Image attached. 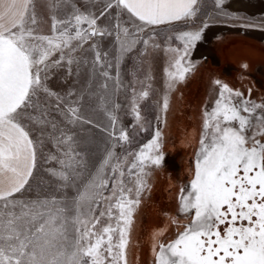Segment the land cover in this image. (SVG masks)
I'll list each match as a JSON object with an SVG mask.
<instances>
[{"label": "snow or ice", "instance_id": "obj_1", "mask_svg": "<svg viewBox=\"0 0 264 264\" xmlns=\"http://www.w3.org/2000/svg\"><path fill=\"white\" fill-rule=\"evenodd\" d=\"M199 2L107 0L92 11L89 0H0V264H129L135 216L165 156L159 128L133 148L135 128L118 127L121 60L135 49L143 63L159 50L167 91L184 82L203 28L179 32L182 48L156 38L172 40L164 26L196 17ZM213 84L178 201L187 223L166 243L162 230L153 234L155 264H264V101ZM132 93L131 112L147 130L139 101L149 91ZM45 143L55 149L45 162L56 166L41 173Z\"/></svg>", "mask_w": 264, "mask_h": 264}, {"label": "rangeland", "instance_id": "obj_2", "mask_svg": "<svg viewBox=\"0 0 264 264\" xmlns=\"http://www.w3.org/2000/svg\"><path fill=\"white\" fill-rule=\"evenodd\" d=\"M79 2L83 3L84 0ZM105 2L107 0H89V5L92 11H97V8ZM199 7L200 12L191 20H182L171 26H164L166 30L172 29L167 33L173 37L172 40H165L163 36L156 38L162 47L170 45L172 48H182L183 42L175 39L179 32L201 28L204 32L209 28L210 36H217L209 43L213 53L211 57L203 56L205 51L197 54L195 45L190 56L191 61L196 65L195 71L171 91H167L165 85L164 68L167 67V60L159 50L153 52L143 63L139 52L135 49L124 54L121 60L120 79L123 87L112 96L113 101L121 105L118 113V127L122 125L130 130L135 128L136 137L133 148L147 143L155 130L159 128L163 132L162 151L165 156L163 166L153 170L150 181L151 190L144 195L136 213L128 250L129 264H155L153 234L162 230L163 235L159 237V241L166 243L175 239L177 233L187 223L184 215L179 213L178 201L181 189H186L190 185L194 175L203 113L206 109L211 110L218 95V87L213 84V81L219 79L234 90L244 93L245 97H248L250 92V98L257 103L264 101V58H258L249 68L247 60H238L231 48L222 47V43H219L220 41L230 42L233 36H236L255 40L264 46V15L260 14L263 10L259 8L260 11L255 14L243 11L233 13L231 9L222 7L221 4L217 6L216 0H200ZM125 20H127L126 16L121 22ZM205 23L208 25L206 28H204ZM111 39L108 38L103 42L104 47L109 50L110 59L114 52L112 44L109 43ZM217 43L224 55L238 61L235 63L229 59H216L218 58ZM87 47L88 45L85 44L84 48ZM136 48H140V45ZM250 49L253 53H264L262 48L261 50ZM199 50L204 49L200 47ZM82 51V49L78 50L75 55H80ZM113 64H115L114 60ZM244 64L248 65L247 69L242 67ZM111 73L115 77L114 68ZM149 74L152 77L151 80L147 79ZM81 81L83 82V69ZM109 85L111 87L113 81H109ZM76 87L79 88V85ZM133 88L137 93L142 89L149 91V97L139 101L141 115L146 122L144 128L147 130L144 131L137 126L131 112ZM166 92L169 108L165 113L161 111V106ZM42 152L43 156L38 154L37 166L40 172L44 173L45 169L56 166L55 162H45V158L50 153L55 154V149L51 144L45 143ZM62 192L68 198L74 195V189H65ZM173 220L176 223H173Z\"/></svg>", "mask_w": 264, "mask_h": 264}, {"label": "bare ground", "instance_id": "obj_3", "mask_svg": "<svg viewBox=\"0 0 264 264\" xmlns=\"http://www.w3.org/2000/svg\"><path fill=\"white\" fill-rule=\"evenodd\" d=\"M221 6L231 9V11L233 13H238V12L243 11V12H246L248 14H255V13L259 12L260 10L261 11L263 10V12L260 14L264 15V0H222ZM259 8H260V10H258ZM209 30H210L209 28L206 29L202 33L201 40L195 44L197 47L196 53L199 54V53H202L203 51H205V52H203V56H206V57H209V56L211 57L213 55V53L211 52V50L209 48V43H210V41H212L214 38L217 37V36H213V35L210 36L211 32H209ZM245 33H247V32H245ZM260 35H262V34H260ZM200 47H202V49H204V50H199ZM249 47L252 49H255V50H257V49L261 50V48H260L261 46L259 47L258 44L255 45L254 43H252ZM220 52L222 53L223 51H220ZM227 53H228V51H227ZM216 59H218V58H216Z\"/></svg>", "mask_w": 264, "mask_h": 264}, {"label": "crops", "instance_id": "obj_4", "mask_svg": "<svg viewBox=\"0 0 264 264\" xmlns=\"http://www.w3.org/2000/svg\"><path fill=\"white\" fill-rule=\"evenodd\" d=\"M234 37V38H233ZM232 40L229 42H225V41H220L219 43H222V47H226V48H231V51L234 55H237L238 60H247V62L249 63V68L251 67V65L258 59V58H264V53L258 54V53H253L252 50L249 48V45H251L252 43H254L255 45H259V47L261 46V48L264 51V46L260 43H258L255 40L252 39H247V38H241V37H236L233 36ZM219 43H217V47H216V51L218 54V59L220 58L222 59H229L232 62H237L238 60H233L230 57H227V55H224L223 53L220 52L219 50ZM219 52V53H218ZM220 55V57H219Z\"/></svg>", "mask_w": 264, "mask_h": 264}]
</instances>
